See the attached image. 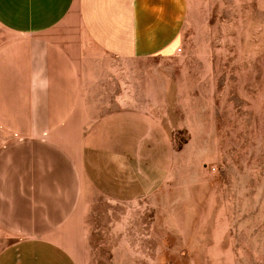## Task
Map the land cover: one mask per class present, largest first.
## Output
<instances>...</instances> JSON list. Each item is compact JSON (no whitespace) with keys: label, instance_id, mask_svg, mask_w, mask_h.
Here are the masks:
<instances>
[{"label":"crops","instance_id":"crops-1","mask_svg":"<svg viewBox=\"0 0 264 264\" xmlns=\"http://www.w3.org/2000/svg\"><path fill=\"white\" fill-rule=\"evenodd\" d=\"M188 12L189 0H0V264H82L90 197L161 187L174 151L155 74Z\"/></svg>","mask_w":264,"mask_h":264},{"label":"rangeland","instance_id":"rangeland-1","mask_svg":"<svg viewBox=\"0 0 264 264\" xmlns=\"http://www.w3.org/2000/svg\"><path fill=\"white\" fill-rule=\"evenodd\" d=\"M156 71L174 151L140 200L83 209L82 264H264V0H189Z\"/></svg>","mask_w":264,"mask_h":264},{"label":"built area","instance_id":"built-area-1","mask_svg":"<svg viewBox=\"0 0 264 264\" xmlns=\"http://www.w3.org/2000/svg\"><path fill=\"white\" fill-rule=\"evenodd\" d=\"M177 50H178V51H181V47H178Z\"/></svg>","mask_w":264,"mask_h":264}]
</instances>
